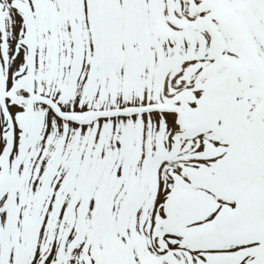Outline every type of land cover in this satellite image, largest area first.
Here are the masks:
<instances>
[{
  "label": "snow or ice",
  "instance_id": "snow-or-ice-1",
  "mask_svg": "<svg viewBox=\"0 0 264 264\" xmlns=\"http://www.w3.org/2000/svg\"><path fill=\"white\" fill-rule=\"evenodd\" d=\"M0 264H264V0H0Z\"/></svg>",
  "mask_w": 264,
  "mask_h": 264
}]
</instances>
